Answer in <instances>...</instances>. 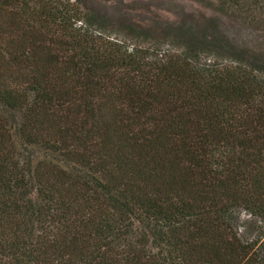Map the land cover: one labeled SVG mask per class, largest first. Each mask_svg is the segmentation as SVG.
<instances>
[{"label": "trees", "instance_id": "trees-1", "mask_svg": "<svg viewBox=\"0 0 264 264\" xmlns=\"http://www.w3.org/2000/svg\"><path fill=\"white\" fill-rule=\"evenodd\" d=\"M104 19L0 0V264H264V57L214 15Z\"/></svg>", "mask_w": 264, "mask_h": 264}, {"label": "rangeland", "instance_id": "rangeland-1", "mask_svg": "<svg viewBox=\"0 0 264 264\" xmlns=\"http://www.w3.org/2000/svg\"><path fill=\"white\" fill-rule=\"evenodd\" d=\"M92 2L96 10L104 14L102 31L111 36L123 35L128 20H151L156 26H161L166 17H193L195 22L201 24L208 15H214L218 33L238 48L251 50L264 57V12L249 20L235 14L211 12L195 0H92ZM245 219L246 217L243 224L247 227L249 223H246Z\"/></svg>", "mask_w": 264, "mask_h": 264}]
</instances>
